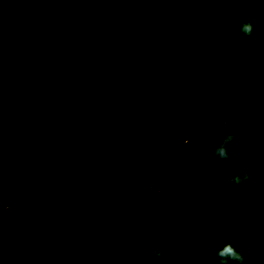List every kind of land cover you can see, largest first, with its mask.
<instances>
[{
    "label": "trees",
    "instance_id": "obj_1",
    "mask_svg": "<svg viewBox=\"0 0 264 264\" xmlns=\"http://www.w3.org/2000/svg\"><path fill=\"white\" fill-rule=\"evenodd\" d=\"M227 243L264 264V0H0V264Z\"/></svg>",
    "mask_w": 264,
    "mask_h": 264
},
{
    "label": "clouds",
    "instance_id": "obj_2",
    "mask_svg": "<svg viewBox=\"0 0 264 264\" xmlns=\"http://www.w3.org/2000/svg\"><path fill=\"white\" fill-rule=\"evenodd\" d=\"M204 2H224V0H204ZM230 2V0H228ZM241 31L250 36L253 31V26L251 23H244L241 27ZM220 124L227 128L230 127L231 122L226 119L220 120ZM237 140V136L235 133H228L222 139H220L219 143L216 146L209 149V156L213 158V160H217L220 164H223L225 161H229L233 159L232 155V145ZM245 140H240L241 146H243ZM250 175L248 172H244L242 175H236L232 178L231 183L233 185H240L247 181H249ZM218 257V264H229V262H234V264H247L245 255L242 251L237 250L231 243H227L224 247L217 251L216 253ZM257 264H261L260 261H257Z\"/></svg>",
    "mask_w": 264,
    "mask_h": 264
}]
</instances>
